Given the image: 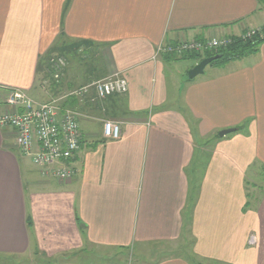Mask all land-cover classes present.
Segmentation results:
<instances>
[{
	"label": "crops",
	"instance_id": "0c3cea01",
	"mask_svg": "<svg viewBox=\"0 0 264 264\" xmlns=\"http://www.w3.org/2000/svg\"><path fill=\"white\" fill-rule=\"evenodd\" d=\"M263 27L256 0H0V114L9 89L46 102L108 76L127 83L67 100L82 140L57 187L40 168L29 178L0 128V264H264V43L194 79L157 52ZM50 53L78 66L43 91Z\"/></svg>",
	"mask_w": 264,
	"mask_h": 264
},
{
	"label": "built area",
	"instance_id": "2783aa9c",
	"mask_svg": "<svg viewBox=\"0 0 264 264\" xmlns=\"http://www.w3.org/2000/svg\"><path fill=\"white\" fill-rule=\"evenodd\" d=\"M259 30H247L241 39L252 37ZM232 42L231 37H218L192 41L167 43L158 48V54H170L178 58L187 55H205L225 48ZM66 67L63 56L50 59L49 72L55 83L59 82ZM42 88H44L42 86ZM93 92L96 100L114 95H124L127 83L117 75L108 76L82 86L62 97L46 102L32 100L21 90L9 89L1 99L4 108L0 114V128H10L14 132V146L21 157L43 170L44 176H51L62 182L71 180L76 170L71 161L77 154L82 140L78 124L79 113L66 107L69 98L83 99ZM103 136L116 140L120 128L111 121L103 123Z\"/></svg>",
	"mask_w": 264,
	"mask_h": 264
},
{
	"label": "rangeland",
	"instance_id": "374dc122",
	"mask_svg": "<svg viewBox=\"0 0 264 264\" xmlns=\"http://www.w3.org/2000/svg\"><path fill=\"white\" fill-rule=\"evenodd\" d=\"M211 39V38H210ZM54 55V54H53ZM52 55V53H50L49 54V57H47L45 60H43L42 61V64H44L45 65V73H46V80H48V81H45L44 83H43V87L44 88H42V86H41V89L43 90V91H46L47 89H50L51 87H54L55 85L53 84V85H51L50 86V83H51V81H52V83H54L55 81H54V79L52 78V75L50 74V72H49V70H48V68H47V64H49V67H50V58L53 56ZM172 56H174V55H172ZM188 56V55H187ZM64 57V56H63ZM176 57V56H175ZM49 58V59H48ZM65 59H66V69L67 68H69V69H71L72 70V72H74V71H76V67L78 66V64L77 63H74V61H72V62H70L69 61V59L67 58V57H64ZM69 58H70V56H69ZM178 58V57H177ZM202 58V57H201ZM76 59H78V57H75L74 58V60L75 61H77ZM178 59H182V60H184V61H180V62H184V63H180L179 64V66L181 67V70L183 71V74H184V76L185 77H188V71H187V68L189 67V65L191 64V65H194L195 64V62H198V61H200V58H187V59H183V57H181V58H178ZM186 60V61H185ZM210 66V65H209ZM209 66H207V67H209ZM38 78H39V76H38ZM50 80V81H49ZM98 81V80H97ZM93 82H95V81H93ZM92 82V83H93ZM71 90H75V89H71ZM76 90H77V87H76ZM67 92V91H66ZM65 91H64V88L62 89V92L61 93H56L57 94V97H62V96H64V95H66V94H68V93H66ZM29 96L30 97H32V98H34L31 94H29ZM56 97V96H55ZM42 99L43 100H45L46 98L45 97H42ZM46 100H50V98L49 99H46ZM82 100V99H81ZM44 102V101H43ZM20 166H21V168H22V170L23 171H26L27 172V174H28V176H29V178H34L35 180H41L42 178H41V176H40V171H39V167H36V166H34L32 163H31V161L29 160V159H27V158H24V157H22V160L20 161ZM42 177H44V176H42ZM50 179H52V180H50L51 181V183L55 186V187H57L56 186V182L53 180L54 178L53 177H51V176H48ZM47 178V177H46ZM44 179V178H43ZM180 242L182 243V242H184V240L183 239H181L180 240ZM133 250H131V249H129L128 251H122L121 252V254H122V257H125L127 260H132V256H133ZM32 259H33V263L32 264H45L46 262V258H45V256H41V255H37L35 258H33L32 257ZM50 261H51V259H49ZM5 261H7V260H5ZM16 261H19V260H16ZM49 261V262H50ZM0 263H4L2 260H0ZM51 263V262H50Z\"/></svg>",
	"mask_w": 264,
	"mask_h": 264
},
{
	"label": "trees",
	"instance_id": "16d2710c",
	"mask_svg": "<svg viewBox=\"0 0 264 264\" xmlns=\"http://www.w3.org/2000/svg\"><path fill=\"white\" fill-rule=\"evenodd\" d=\"M260 8H264V0H256ZM244 34V33H243ZM242 34V35H243ZM232 42L225 48L219 49L214 53H207L205 55H188L184 56L183 59L187 58H200V61L204 58L219 56L217 61H214L210 66H223L226 63L241 59L248 55L254 54L258 47L264 43V27L257 31L252 37L245 40L241 37H231ZM73 99V98H69ZM67 102V101H66Z\"/></svg>",
	"mask_w": 264,
	"mask_h": 264
},
{
	"label": "water",
	"instance_id": "95a60500",
	"mask_svg": "<svg viewBox=\"0 0 264 264\" xmlns=\"http://www.w3.org/2000/svg\"><path fill=\"white\" fill-rule=\"evenodd\" d=\"M219 59V56H213L202 59L192 70L188 72V78L194 79L196 76L203 74L204 69L209 66L214 61H217ZM234 129H227L224 131L219 132V137H223L231 132H233Z\"/></svg>",
	"mask_w": 264,
	"mask_h": 264
}]
</instances>
